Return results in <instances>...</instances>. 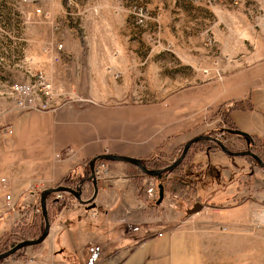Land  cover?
<instances>
[{
  "label": "rangeland",
  "instance_id": "obj_1",
  "mask_svg": "<svg viewBox=\"0 0 264 264\" xmlns=\"http://www.w3.org/2000/svg\"><path fill=\"white\" fill-rule=\"evenodd\" d=\"M13 85L34 86L36 103L45 100L42 89L49 85L54 94L51 101H56L54 109L20 106L17 101L24 98L12 93ZM239 101L264 102V0H0V164L4 169L10 167V145L16 132L28 127L29 118L42 117L43 113L82 111L98 119L83 123L97 124L104 137L109 132L104 120L107 113L113 126L110 134L124 136L126 141L140 132L149 136L186 133L191 138L219 133L218 138L227 137L233 130L230 119L247 136L251 132L239 128L233 115L254 108H233ZM258 113L264 120V113L259 109ZM258 124L264 132L263 122ZM228 143L230 151H245L251 142L230 138ZM66 150L69 147L52 159L64 158ZM199 152L196 149L194 154L199 156ZM260 157L264 162V149ZM236 158L243 161L240 184L245 189L244 202L250 197V180L264 182V167L249 157ZM193 160L208 162L203 156ZM18 165L23 166L21 160ZM202 167L206 169L202 174L198 169L187 171L195 179L204 176L198 184L200 196L180 197L176 210L173 196L182 195L179 188L170 186L164 194L166 205H156L162 181L150 178L155 184L148 189L149 203L141 216L145 222L131 223L129 230L131 251L153 238L152 264H264V203L257 221L244 217L242 226L222 230L218 209L222 204L211 205L205 200L220 201L231 186L213 189L214 180L224 170L217 162L209 161ZM108 168L109 174L110 162ZM129 168L142 173L131 164ZM235 175L239 177V172ZM2 177V209L12 210L5 204V195H12V190ZM43 190H35L33 210L38 211L16 219L17 231L10 228L0 238V253L41 234ZM20 200L13 199V209ZM200 201L208 211L200 213L202 206L188 217L186 209ZM75 202L71 200L69 207L80 204ZM237 203L241 204V199ZM86 205L84 213L92 217L93 200ZM164 217L176 227L164 230ZM34 219L41 230L38 226L28 228ZM122 226H115L113 241L97 239L94 256L103 261L118 257L124 229L128 230ZM78 235L68 232L56 237L62 247L71 244L78 249L83 240ZM68 250L62 257L66 264H75Z\"/></svg>",
  "mask_w": 264,
  "mask_h": 264
},
{
  "label": "crops",
  "instance_id": "obj_2",
  "mask_svg": "<svg viewBox=\"0 0 264 264\" xmlns=\"http://www.w3.org/2000/svg\"><path fill=\"white\" fill-rule=\"evenodd\" d=\"M250 102L253 106L254 104L256 105L253 107L254 109L250 112L234 113L235 122L239 128L264 137V132L258 124V122H263L264 124L263 118L258 117L261 115L258 113V109L264 113V102ZM248 113L250 115H246ZM254 113H257V115ZM238 114H242V116ZM88 116L82 111H75L74 114H72L71 110H63L61 113L47 112L43 113L42 117L33 116L29 118L28 127L25 126L26 129L16 132L10 145V167L8 166L7 169H4L2 164H0V177L4 176L2 179L4 181L6 179L9 182L8 184L11 185L9 187L12 190L13 199L19 200L21 198V200L17 201L16 209H2V189L4 188H2L0 182V238L5 236L6 232L14 225L16 219L24 217L27 215L26 213L33 215L35 197L37 196V191L35 190L56 187L62 178L66 176V173L68 174L69 171L77 167L80 168V166L82 168H80V172H82L84 170L83 164L96 155L114 153L144 159L152 153L159 152L169 156L191 138L186 133L160 136L154 134L149 136L140 132L133 140L126 141L124 136L116 138L110 134L113 126H111L112 121L107 113L104 120L106 127H109V132L104 137L100 136L97 131V124L88 126V123H83L88 120L90 122H93V120H95L94 122L98 121L97 118L92 119V117ZM68 119L72 120L71 124H69L70 121ZM67 147H69V151L66 150L67 153L64 158L58 161L52 159L53 155ZM199 151V156L197 153L194 154L198 159L202 156L204 159L206 157L208 162L215 161L222 169L224 168L220 177L214 180L213 189L218 190L222 187L228 188L231 186V188L226 190L227 194L220 201H215L222 204L221 208H218L220 212L219 224L224 225L222 230L231 225L242 226L245 222L244 217L245 219H251V221H257L260 207L264 203V182L261 184H258V182L253 183L252 178L248 193L250 197L243 202L242 198L245 189L240 184L243 179L242 159L240 158L239 160L236 157L226 159L219 150L209 152L205 148V150ZM20 160L23 166L18 165ZM208 162H204L203 166L205 168ZM129 166L130 164L124 162H110L108 177L98 181V191L93 198L95 207L91 210L92 217L88 213H84L88 210V205L79 204L69 207V204L66 203V206L50 224L48 236L36 247H28L24 253L26 255L25 258L2 260L0 264H66L62 254L68 249V252L70 251L76 261L75 264H91V262L93 263L92 260L95 259L98 262L103 261L98 258V255L94 256V251L97 250L95 247L98 243L97 239L102 238L104 241H113L116 225H119V227L123 225L121 228L124 229L126 227L128 230L124 229V233L122 232L124 235L118 247V257L116 256L113 259L111 257L106 258L102 263L152 264L153 248L151 239L153 238L144 240L140 247H136L134 251H131L133 247H130L129 243L131 233L129 230L131 223L145 222L141 216L145 212L146 204L149 203L150 192H148V189L153 187L155 183L150 179L151 177L138 172L133 173ZM236 172H239V177L235 175ZM192 175L193 173H190L189 176ZM203 177L198 179V184ZM174 185L182 192V195L173 196L175 204L173 203L172 206L175 210L178 209L180 197L193 193L199 194L198 185L197 190H195L193 187L190 188L180 183L172 184V182L165 186L164 194L166 195L168 188ZM138 187L141 188V191H139ZM24 190L28 192L26 195ZM92 193V184L85 182L82 199L90 198ZM230 195L232 196L229 197ZM66 198H68L69 202L75 200L71 195H67ZM237 199H241V204L237 203ZM163 205H166L165 196L161 206ZM206 211H208V206H203L199 212L204 214ZM190 216H194V213L190 214ZM164 219L162 220L161 218L162 222H164L163 225L166 227L164 230L176 227L175 225L170 226V218L164 217ZM68 232L78 233L80 234L78 236L83 237L78 249L71 244H69V248L66 246L62 247V241H59V238L56 237L58 233L59 236H63L64 233ZM88 234H92V236L89 235L86 238ZM84 250L87 251L85 255ZM29 259H34L33 263H28ZM193 262H195V259ZM159 264H163V262ZM173 264H177V262H173Z\"/></svg>",
  "mask_w": 264,
  "mask_h": 264
},
{
  "label": "trees",
  "instance_id": "obj_3",
  "mask_svg": "<svg viewBox=\"0 0 264 264\" xmlns=\"http://www.w3.org/2000/svg\"><path fill=\"white\" fill-rule=\"evenodd\" d=\"M246 102L245 101L236 102V105H234L232 107L234 108L235 106H239L237 108H243L245 106V108L249 107L250 109H253V104L250 101H246ZM230 118H231V116H230ZM229 123L233 129H237V126L235 125V123L233 122L232 119L229 120ZM214 134L215 133H210L209 135H214ZM230 138L231 139H238V140L249 139L251 143L249 145V148H247V149H249L252 153L256 154L258 157L261 156V150L264 149V138L261 137L260 135L255 134V133H250L247 136H243V135L231 133V134H228L227 137H221L219 139L228 148V144H229L228 142H229ZM182 147H183V145L175 153H173L169 156H165L159 152L152 153L148 157L141 159L142 163L148 169H159L161 167H164V166L169 165L172 162H174L178 158ZM203 147L206 148L209 152L214 151V150L221 151L215 143L208 142V141L196 142L190 146V148H189L188 152L186 153L184 159L176 168H174L171 171L165 172V173H163L160 176L155 177V178H157L159 181H162V185L164 188H165V186H167V184L172 182V184L173 183H180L184 186L187 185V186H189L191 188L193 187L195 190H197L199 178L195 179L193 176L188 177L187 171H195V169L196 170L198 169V170H200L199 174L203 173L204 168L202 167V165H203L202 161L201 160H197V161L193 160L195 157L194 156L195 150L196 149L202 150V149H204ZM245 157H249V156H245ZM249 158H251V157H249ZM108 162H113V161H108ZM83 165H84V170L82 172H80V170L82 169L80 166L81 169L78 168L77 171L76 170L71 171L70 174L64 176L57 186L75 187L77 183H79L84 177H87L89 175L87 162H85ZM64 196H65L64 201H60L59 199L52 197V194L47 197L46 209H47V214H48V219H49L50 224L53 222V220H55V217L58 215V213L66 206V203H69L68 198H66L67 195L64 194ZM197 196L199 197V194ZM226 198H228V197H226ZM242 200H243V198H242ZM206 202L210 203L211 205L218 204V202L211 201V200H205V203ZM205 203L200 201L198 204H194L191 208H187L186 209V215L188 216L189 215L188 212L191 209H193L196 205L197 206L198 205L203 206ZM37 226H38V229L41 230L40 229L41 224L39 223V225H38L37 219H34V221L31 222V224L28 228L31 227L33 229V228H36ZM11 229H12V231H17V227L14 225H12ZM25 248L26 247L12 253L11 255H9L8 257H6L3 260H7V259L18 260V259L25 258V256H23Z\"/></svg>",
  "mask_w": 264,
  "mask_h": 264
},
{
  "label": "water",
  "instance_id": "obj_4",
  "mask_svg": "<svg viewBox=\"0 0 264 264\" xmlns=\"http://www.w3.org/2000/svg\"><path fill=\"white\" fill-rule=\"evenodd\" d=\"M231 133L233 134H238V135H244L246 136V133L238 130V129H233L230 130ZM199 141H208L215 143L219 149L224 152L225 154L229 156H249L252 159H254L260 167H264V162L261 160L260 157H258L256 154L252 153L249 149L245 151H230L224 143L217 137L211 136V135H197L195 137H192L189 139L182 147L181 152L178 156V158L172 162L171 164L159 168V169H148L144 166L142 163V160L139 158H134V157H129V156H122L118 154H111V153H102L99 155H96L93 157L91 160L88 161V166H89V177L86 179H83L80 181V185L71 188V187H66V186H56V187H51V188H46L43 190L40 194V209H41V214L43 217V222H44V227L41 232V234L35 238V239H25L22 240L15 245H13L9 250L0 253V261L11 255L12 253L24 248V247H29V246H34L40 244L49 234L50 231V222L48 219V214H47V209H46V199L49 195L51 194H57V193H63L65 195H71L74 199L78 201L81 205H86L92 202L94 196L96 195L98 191V179L95 177L94 174V166L95 163L98 160H106V161H116V162H124L131 164L138 168L144 175L148 177H158L161 174L171 171L174 168H176L184 159L186 153L188 152L190 146L196 142ZM90 181L93 187V193L90 198L88 199H82V192L84 188V182ZM164 196V187L160 183L158 184V199L156 200V205L160 204L163 200ZM89 206V205H88ZM93 207V205H92ZM202 206L196 205L193 209H191L188 213L192 214L194 212H198L201 209Z\"/></svg>",
  "mask_w": 264,
  "mask_h": 264
},
{
  "label": "built area",
  "instance_id": "obj_5",
  "mask_svg": "<svg viewBox=\"0 0 264 264\" xmlns=\"http://www.w3.org/2000/svg\"><path fill=\"white\" fill-rule=\"evenodd\" d=\"M42 95L44 96V101H40L39 103H36L34 101L33 95H36V90L34 89V86L30 85H13L12 86V93L19 97H23L24 101L18 100L17 103L20 106L23 107H34L37 106L41 108L42 110H50L54 109V105L56 104V101H51L54 94L52 92V88L49 85H44L42 89ZM32 95V96H31ZM38 95V94H37ZM220 134H218L216 137L218 138ZM109 168H108V161L106 160H98L95 163L94 166V174L95 177L98 179V181L104 180L105 177L108 175ZM2 182H4V179H2ZM64 194L63 193H57L55 194V198L59 199L60 201H64ZM76 200V199H75ZM77 201V200H76ZM78 202V201H77ZM77 202H75L77 204ZM5 204L8 209H13L14 207V201L12 198V195L10 193L5 195ZM38 209H35L34 212H37ZM33 212V214H34Z\"/></svg>",
  "mask_w": 264,
  "mask_h": 264
},
{
  "label": "flooded vegetation",
  "instance_id": "obj_6",
  "mask_svg": "<svg viewBox=\"0 0 264 264\" xmlns=\"http://www.w3.org/2000/svg\"><path fill=\"white\" fill-rule=\"evenodd\" d=\"M88 168H89V166H88ZM88 177H89V175H88L87 177H84L83 179H86V178H88ZM83 179H82V180H83ZM86 182H90V181H86ZM84 183H85V182H84ZM90 183H91V182H90ZM79 185H80V182L77 183L75 187H77V186H79ZM83 185H84V184H83Z\"/></svg>",
  "mask_w": 264,
  "mask_h": 264
}]
</instances>
